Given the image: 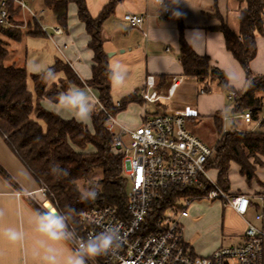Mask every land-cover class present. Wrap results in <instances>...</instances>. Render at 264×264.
<instances>
[{"label":"trees","instance_id":"trees-1","mask_svg":"<svg viewBox=\"0 0 264 264\" xmlns=\"http://www.w3.org/2000/svg\"><path fill=\"white\" fill-rule=\"evenodd\" d=\"M122 0H107L96 18H92L86 7L85 0H43V6L50 10L56 25L64 30L67 26L68 5L76 7V18L84 25L89 38L88 49L92 53L91 78L81 82L72 69L60 60H56L48 69L55 73L62 72L64 80L56 86L49 84L44 78V71L29 78L33 85V94L27 88L28 75L23 67L7 65V43L3 38L19 41L21 33L13 22L20 11L11 2L6 4L7 24L0 25V138L7 149L15 156L36 182L38 189H43L46 200L56 212H65L69 207L72 230L81 233L78 216L81 212L94 207H109L123 215L126 210L127 179L123 175L121 156L112 150V138L106 130L107 117L100 109H95L91 115V129L75 120H64L53 112L45 110L40 101H54L58 94L66 91L70 85L86 87L97 93V101L104 111L115 116L125 110L128 104L140 102L134 93L112 101L110 95L111 80L108 76V56L103 50L101 36L102 23L112 15L114 7ZM245 7L239 9L237 15L238 32H232L221 18L219 26L214 28L222 34L226 50L238 63L245 77V89L237 92V101L230 110L235 116L246 111L252 119L258 121L255 131L243 132L232 126L221 135L220 113L212 116L213 124L219 135L214 146V153L208 160L206 169L215 170L216 183L224 191H228V171L231 164L238 167V173L250 183L255 179V167L249 163L262 165L257 156L264 159V75H254L250 63L256 56L255 36L264 37V0H244ZM29 35L44 36L40 30ZM179 63L183 75L194 78L199 84H204L206 91L208 82H217L221 92L227 94L233 91L228 86L225 76L218 79V70L210 66L209 58L196 55L183 40L180 30ZM117 104V105H116ZM57 163L68 170L66 176H55L50 172V165ZM101 171L97 181H90L94 171ZM0 177L14 190L19 189L0 167ZM87 188L95 184L99 197L95 201L81 200L80 184ZM201 191L195 189H172L162 193L151 206V216L157 217L172 207L184 197L197 196ZM36 211L44 212L32 204ZM70 247V246H69Z\"/></svg>","mask_w":264,"mask_h":264},{"label":"crops","instance_id":"crops-1","mask_svg":"<svg viewBox=\"0 0 264 264\" xmlns=\"http://www.w3.org/2000/svg\"><path fill=\"white\" fill-rule=\"evenodd\" d=\"M34 2L35 0H26V5L30 8L28 4ZM166 2L169 12L164 15L163 10L153 0H122L115 5L112 15L102 23L103 50L107 55L110 54L108 66L110 64L115 66L119 62L122 70L126 73L123 82L113 83L111 81L110 95L112 101L117 103L120 99L134 93L140 99V102L130 103L124 111L118 113L116 115L118 121H116L127 129H136L141 125L142 115L147 110L151 114L168 112L181 115L186 118V125L188 120L196 124L195 119L199 116L196 111L187 108L185 110L182 106H177L176 103L172 102L178 95L183 97L195 90L198 93L195 94V99L203 100L202 107L205 112H208L211 117L215 113H220L221 129L223 130L222 115L226 110L223 102L224 96L200 94L201 89L199 91L197 89L198 82L194 78L183 75L179 63L180 30L183 40L193 52L198 56L208 57L210 66L226 77L229 88L235 92H243L245 89L244 73L226 50L222 34L214 28L219 26V18H221L232 32L237 33L238 11L245 7V2L244 0H166ZM85 3L90 16L96 18L106 5L107 0H85ZM36 8L40 9L38 13L32 11L31 8L30 10L39 20L43 18V12L51 13L43 6V0H39ZM124 14L142 15L144 22L139 28L129 30L122 20ZM231 15L234 20L233 27H230ZM29 17V13L20 10L13 22H25ZM51 21L57 26L53 15ZM3 40L7 43V59H9L7 65L13 64L16 67L25 68L28 75L27 88L34 98L33 85L29 77L46 71L56 60L67 64L81 82L91 78L92 53L87 47L89 38L85 33L84 25L76 18L74 4L68 5L67 26L66 29L62 30V34L53 35L49 38L45 33L44 36L34 37L27 32L21 36L19 41L6 38ZM255 43L256 56L250 63V69L254 75L262 76L264 75V37L256 35ZM16 47H20V57L14 55V48ZM36 62L43 64L42 69H33L35 68L33 64ZM148 75L153 76L155 91L161 97L166 96L169 88L174 86L173 94L169 100L160 99L154 104H143L140 90ZM63 80L64 76L56 73V78L49 84L59 86V82H63ZM69 87L79 86L70 85ZM80 88L90 89L85 85ZM90 90L97 99V93L92 89ZM201 96L204 97L201 98ZM40 104L45 110L55 113L64 120H75L91 129V117L85 120L77 119L70 112L57 107L51 100L43 99ZM95 109H99V107L95 105ZM263 112L264 109L261 115ZM229 117L225 123L228 126L226 129L235 126L238 130V123L235 120L239 119H233L231 115ZM240 122L243 129H247L242 121ZM188 130L194 134L189 128ZM194 135L200 139L196 134ZM0 167L19 189L18 191L14 190L0 177V210H3V215L0 216V264H42L40 256L37 254L39 247L36 244V241L40 239V234L34 231L33 225L37 211L32 204L38 207L39 205L36 201L21 194L23 192H36L38 186L26 169L7 149L2 138H0ZM255 176L264 185V165L256 168ZM253 182L251 185L245 182L244 190L231 191L229 188L228 192L252 196L255 192L261 191ZM36 196L37 194H35V198L38 199ZM219 204L223 210L228 211V215L235 221L232 232L225 236L233 243L223 246L224 238H221L216 247L207 255L220 247L240 244L245 228L244 219L251 221L248 218L250 212L253 211L252 209L242 219L228 207L223 206L221 202ZM40 210L42 209L40 208ZM9 228L23 231L24 240L21 242L10 241L2 234L3 230ZM184 241L188 246L191 245L193 254L205 256L200 255L190 241L185 240V238Z\"/></svg>","mask_w":264,"mask_h":264},{"label":"built area","instance_id":"built-area-1","mask_svg":"<svg viewBox=\"0 0 264 264\" xmlns=\"http://www.w3.org/2000/svg\"><path fill=\"white\" fill-rule=\"evenodd\" d=\"M8 2L37 19L26 5V0H0L1 26L7 24ZM153 2L163 10L164 15L168 14L166 0L161 5L158 0ZM122 20L131 30L139 28L144 17L124 14ZM41 29L44 32V28ZM52 31L54 35L62 34L59 27L52 28ZM173 91L174 86H171L166 96H159L155 91L153 76L148 75L140 90V97L144 105L154 104L160 99L169 100ZM204 92V89L200 90V94ZM238 97L235 91L226 94L229 103L226 110H231ZM96 105L107 117L106 130L112 138V150L121 156L128 188L126 210L122 216L109 207H94L81 212L84 216L79 214L81 233L76 232L78 236L86 238L90 232L101 231V226L95 223L100 220L102 225L119 227L125 237L116 253L89 260L88 264H264V193L252 196L232 194L210 180L206 165L214 153V147L208 146L188 130L184 116L151 114L145 110L141 125L130 130L118 124L99 102ZM226 110L222 115L223 132L230 129L224 127L229 119ZM231 117L242 121L249 131L254 125L258 126V121L252 119L249 111ZM172 189H195L201 193L184 197L159 216H151L153 202ZM21 194L36 201L44 212L47 211L43 189ZM35 194L42 198L40 203ZM193 201H219L242 219L249 210H254L253 221L244 219L242 242L220 247L207 256L193 254L184 241L180 225L181 219L188 216L187 208Z\"/></svg>","mask_w":264,"mask_h":264},{"label":"clouds","instance_id":"clouds-1","mask_svg":"<svg viewBox=\"0 0 264 264\" xmlns=\"http://www.w3.org/2000/svg\"><path fill=\"white\" fill-rule=\"evenodd\" d=\"M163 0H158L161 5ZM126 73L119 62L115 66L109 65L108 76L113 83L123 82ZM46 82L56 78L53 69H48L44 74ZM62 110L70 112L75 118L85 120L91 117L95 105L98 102L91 90L80 87H69L58 94L52 101ZM50 172L55 176H66L68 170L61 168L59 164L50 165ZM99 197V191L95 184H90L83 193L81 200L95 201ZM75 210L69 207L65 212L37 211L33 222L34 231L40 234L36 241L39 247L38 255L42 264H88L89 260L116 253L123 245L125 237L119 227L114 225H102L100 220L95 221L102 230L90 232L86 238L80 237L71 229L73 222L71 213ZM3 210H0V216ZM84 216V213L80 214ZM12 242H21L25 238L23 231L5 229L2 233ZM69 245H73L69 247Z\"/></svg>","mask_w":264,"mask_h":264},{"label":"rangeland","instance_id":"rangeland-1","mask_svg":"<svg viewBox=\"0 0 264 264\" xmlns=\"http://www.w3.org/2000/svg\"><path fill=\"white\" fill-rule=\"evenodd\" d=\"M39 0H35L34 3L28 4L32 11H38L40 9L36 8L38 6ZM43 18L42 19H36L33 17H29L27 21L25 22H19L15 21L14 23L18 26V29L21 33V36L26 34L27 32L30 33L32 31L41 30V28H44V32L46 33L47 37L53 36L52 28H56L52 21L51 17L52 14L50 12H43ZM39 23V24H38ZM234 20L233 16H230V27H233ZM20 48V47H19ZM18 47L14 48L15 52L14 55L16 57H20V50ZM20 54V56H19ZM9 59L5 61V64H8ZM33 65H35L33 69H42L43 64L40 62H36ZM64 76V74L60 71L57 72ZM60 81L59 83H61ZM206 91L203 93L205 96H208L210 94H213L217 97H220V95L224 96L223 102L225 103V107L228 108L229 103L226 99V94L221 92L220 89L217 87V82H208L206 83ZM59 85V84H58ZM204 84L198 83V91L200 89H203ZM195 94L198 93L194 90L192 93L187 94L186 96H180L178 95L173 99L172 102L176 103L177 106H182L183 109L186 110H192L196 111L198 113V117H196V124L192 123L190 120L187 121L188 128L196 134L205 144L208 146H215L217 140L219 139V135L216 133L213 125V118L208 112H205V109L202 107L203 100L201 99H195ZM204 96H201L203 98ZM195 104H197V107H195ZM263 108H264V99H263ZM168 113V112H166ZM216 114V113H215ZM227 117L230 118V110H226ZM116 119V115L113 116ZM117 120V119H116ZM118 121V120H117ZM236 123H238L239 131L243 132H251L249 129H243V125L239 120H235ZM224 127L227 128V124H224ZM258 126H255L252 128V131H255ZM134 130V129H130ZM222 131V129H221ZM224 132H221V135ZM126 140V138H124ZM257 160L262 163V165H256L254 164V160L250 159L249 163L253 165V167L256 168L262 167L264 165V159L260 156H257ZM207 175L209 176L210 180L216 182L217 173L215 170H207ZM101 176V171L96 170L93 172V174L90 177V181H97ZM253 180L250 181L249 185ZM228 183L229 188L231 191H235L237 189L244 190L246 187V184L244 182V179L239 175L238 173V167L234 164L230 165L229 171H228ZM255 185H257V188H259L258 192H255L254 195L262 194L264 193V185L259 182L257 177L254 179L253 182ZM85 184L81 183V191L82 193L85 191ZM38 198V202L40 203L42 198H40L38 195L36 196ZM43 202V201H42ZM44 202H47V204H50L47 200H44ZM53 208V207H52ZM54 209V208H53ZM187 212L189 214L188 218H182L180 221V225L183 228V236L185 240L190 241L192 243L193 248L200 254V255H207L212 249H214L219 242V239H223V246L229 245L233 242L229 241V239L225 238L226 235H229L232 231L233 225L235 221L233 218H231L228 215L227 210H223L222 206L219 204L218 201L215 202H203V201H193L190 206L187 208ZM255 211H251L249 214V220L253 221ZM191 247V245H190ZM192 249V247H191Z\"/></svg>","mask_w":264,"mask_h":264},{"label":"water","instance_id":"water-1","mask_svg":"<svg viewBox=\"0 0 264 264\" xmlns=\"http://www.w3.org/2000/svg\"><path fill=\"white\" fill-rule=\"evenodd\" d=\"M108 57H110V54L107 55ZM216 77L218 79L222 78L223 75L221 73H215ZM47 211H52V212H56L53 208L51 204H48V206L45 208Z\"/></svg>","mask_w":264,"mask_h":264},{"label":"bare ground","instance_id":"bare-ground-1","mask_svg":"<svg viewBox=\"0 0 264 264\" xmlns=\"http://www.w3.org/2000/svg\"><path fill=\"white\" fill-rule=\"evenodd\" d=\"M46 205L48 206L47 202H44V206L46 207Z\"/></svg>","mask_w":264,"mask_h":264},{"label":"snow or ice","instance_id":"snow-or-ice-1","mask_svg":"<svg viewBox=\"0 0 264 264\" xmlns=\"http://www.w3.org/2000/svg\"><path fill=\"white\" fill-rule=\"evenodd\" d=\"M46 207H47V205H46Z\"/></svg>","mask_w":264,"mask_h":264}]
</instances>
